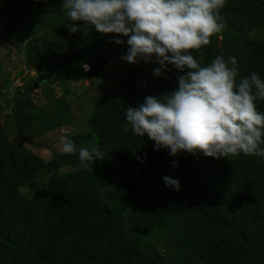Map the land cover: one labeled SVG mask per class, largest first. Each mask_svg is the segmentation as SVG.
Returning a JSON list of instances; mask_svg holds the SVG:
<instances>
[{"label": "rangeland", "instance_id": "374dc122", "mask_svg": "<svg viewBox=\"0 0 264 264\" xmlns=\"http://www.w3.org/2000/svg\"><path fill=\"white\" fill-rule=\"evenodd\" d=\"M244 1L227 0L221 15L250 5ZM63 3L0 0V14L8 10L0 24V198L16 195L1 211L9 221L1 231L22 229L25 242L4 253L0 264H264V181L252 202L232 179L223 181L228 167L218 169L236 161L233 173L240 174L243 166H264V159L199 151L170 156L167 149L155 151L147 136L134 135L122 108L98 111L124 79L139 105L173 92L188 69L168 65L155 76L154 57L124 61L127 44L114 41L126 37L94 29L71 33ZM57 5L66 24L12 42L21 34V16L47 27ZM253 16L238 28L225 23L191 54L202 66L218 54L235 56L241 76L256 72L264 79V7ZM92 66L98 67L88 77ZM256 104L264 112V100ZM62 136L97 147L103 159L80 166L77 154L62 152ZM156 155L162 160L154 165ZM164 176L177 179L179 190L166 187ZM193 198L197 212L185 208Z\"/></svg>", "mask_w": 264, "mask_h": 264}, {"label": "clouds", "instance_id": "9594fccd", "mask_svg": "<svg viewBox=\"0 0 264 264\" xmlns=\"http://www.w3.org/2000/svg\"><path fill=\"white\" fill-rule=\"evenodd\" d=\"M227 0H64L70 32L94 29L102 34L126 37L115 39L127 44L122 59L135 64L153 57L159 67L179 71L178 87L163 97L148 96L137 107L125 111L134 135L154 142V150L167 149L170 156L181 151L203 153L206 157L258 156L264 159V112L256 102L264 100V79L252 72L241 76L235 56L216 55L201 65L190 50L210 43V37L226 27L221 10ZM128 129L126 128L125 131ZM64 154H77L80 166L88 168L103 159L97 147L77 145L60 138ZM173 167L178 164L173 161ZM166 187L179 190L177 179L164 176Z\"/></svg>", "mask_w": 264, "mask_h": 264}, {"label": "trees", "instance_id": "16d2710c", "mask_svg": "<svg viewBox=\"0 0 264 264\" xmlns=\"http://www.w3.org/2000/svg\"><path fill=\"white\" fill-rule=\"evenodd\" d=\"M247 2H250V5H247L246 4ZM244 3L246 4V6L242 10L236 7L237 12L232 11L230 13H227L225 16H223L225 23L228 26H230V28H238L240 25L247 23L248 20L250 21L256 20V18L253 16V13H256V9L258 7H264V0H250V1L246 0L244 1ZM44 5L46 7L42 6V9L47 8V5L46 4ZM234 5L236 4L233 2L231 3L230 7H234ZM24 8L27 9L25 6L22 9ZM229 14L231 15L229 16ZM7 15H8V10H3L1 12L0 24L4 23ZM53 15L56 16L55 18L56 20L54 21L53 24L47 25V27L46 26L38 27V25H40V21H37L35 23L28 22V18L25 19V18H22L21 16L19 18L21 26H22V31L19 32L21 34L15 37V39L12 42L24 41L28 38L33 37L40 30L47 29L49 27H54L57 24H62V23L66 24V22H68L67 14H65V12H63V10H61L58 7V5L56 6L55 12L53 13ZM58 19L61 22H58ZM78 22L80 21H77L74 23H78ZM0 42H2L1 39H0ZM55 75L58 78L64 77L63 74H59V73ZM72 77H75V76H72ZM47 81H48L47 79L41 80V82H47ZM136 105L138 104L135 103V97L133 96V92L131 91L129 84H127V80L124 79L122 80L121 84L114 90V92L108 98L100 101L98 111L104 108H108V109L114 108L115 109L118 107L122 108L123 110H126L129 106L136 107ZM159 160H162V158L159 155L158 157L156 155L155 159L153 160L154 165ZM228 165L229 166L224 164V167H223V162H221L218 166V169L219 171L221 170L223 171L225 167H228V170L225 169V171H223V175H224L223 181H227L228 178L232 179L233 182L236 184L237 190L241 192V197L246 195L253 202L254 201L253 197L256 191H260L263 193L262 184H259V181H262V182L264 181V166L263 165H260L258 167L250 166V165L243 166V168L241 169L242 172H240V174L233 173L234 169H236L239 165L236 161H232L228 163ZM156 168L160 170V167H156ZM213 169H216V168H213ZM152 170L153 172L156 171L155 168H152ZM229 172H231V176L227 177L229 176ZM225 183L223 182L222 185H224ZM228 184L229 182L225 184V188L227 187ZM221 193H224V191H222ZM14 200H16V195L8 194V193L6 194L5 197L0 198V223H1L0 224V257L4 256V253H6L7 251L16 250L17 248H19V246H22L25 243L23 239L22 229H14L5 234L1 231V225H5L6 222L9 223L7 217L2 216L5 213L1 214V211L3 210L4 206H7L8 202H11ZM185 208L186 210L190 209L189 211L194 210L195 212H197L199 208L197 204V199L193 198L190 204ZM13 255H17V253H14Z\"/></svg>", "mask_w": 264, "mask_h": 264}, {"label": "water", "instance_id": "95a60500", "mask_svg": "<svg viewBox=\"0 0 264 264\" xmlns=\"http://www.w3.org/2000/svg\"><path fill=\"white\" fill-rule=\"evenodd\" d=\"M98 66H92L90 68V70L87 72V76L91 77L95 74V71L97 69ZM124 187L129 191V192H133L135 190V185L134 184H124Z\"/></svg>", "mask_w": 264, "mask_h": 264}]
</instances>
